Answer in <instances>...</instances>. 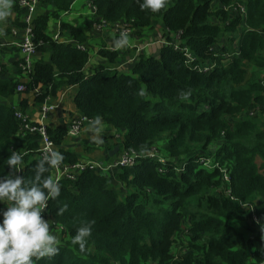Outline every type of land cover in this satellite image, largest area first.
Masks as SVG:
<instances>
[{"label": "trees", "instance_id": "obj_1", "mask_svg": "<svg viewBox=\"0 0 264 264\" xmlns=\"http://www.w3.org/2000/svg\"><path fill=\"white\" fill-rule=\"evenodd\" d=\"M92 1L96 7L89 13L92 24L100 19L124 20L132 29L130 36L151 28L153 18H160L164 27L182 30L186 44L202 59L226 31L227 46L220 48L234 50L238 38L240 55L225 63L216 57L219 67L203 74L190 68L180 51L164 45L156 56L138 54L129 73L98 65L85 74L89 58L85 31L61 23L74 38L66 44L46 34L47 21L68 11L75 0H41V8L51 11L37 18L35 41L41 43L36 51L47 49L51 59L49 63L33 59L35 71L27 89L40 85L36 97L40 101L56 94L61 85L76 86L78 110L86 119L99 115L120 131L118 147L133 152L136 161L121 166L117 174L123 192L89 168L75 180L58 179L61 193L49 201L46 216L61 228L60 250L36 264H264V175L259 172L264 163H256L257 157L264 160V130L258 114H245L264 106V88L258 80L264 69V0H242L247 15L235 16L227 24L230 13L212 11L214 0H168L157 13L142 11L137 0ZM219 1L228 6L233 0ZM215 18L223 24L214 23ZM242 23L254 30L238 32ZM99 53L113 65L122 59L117 51L99 49ZM245 63L257 70L247 78ZM18 77L22 78L21 71L12 81H0L1 96L16 92ZM47 129L60 146L67 127ZM17 130L13 108L0 105V176L9 174L7 158L11 145L17 144L16 151L29 150L19 175L30 181L41 160L34 156L37 137L21 138ZM152 147L165 157L163 164L147 154ZM60 151L62 163L77 161L73 152ZM201 158L209 163L203 164ZM181 164L184 168L176 171ZM226 169L232 199L221 187ZM51 173L52 169L44 175ZM203 195L209 205L203 203ZM86 223H91L92 233L81 251L72 239ZM235 223L247 235L238 232Z\"/></svg>", "mask_w": 264, "mask_h": 264}, {"label": "crops", "instance_id": "obj_2", "mask_svg": "<svg viewBox=\"0 0 264 264\" xmlns=\"http://www.w3.org/2000/svg\"><path fill=\"white\" fill-rule=\"evenodd\" d=\"M89 4L94 5V3L92 0H87V4L85 8L88 11H89V6H88ZM219 5H221L220 1L214 0L211 5L212 11L216 12V9L219 10L220 8ZM75 6L76 5L72 4L71 8L66 12L60 13V16L58 18H51L47 21L46 34L51 39L57 41L58 43H64V44L70 43L69 40L70 38L73 37L70 36L67 29L62 28L61 23H66L75 26L78 29H81L82 31H85L79 26V24L81 25V23H80V19H78L77 16L80 14V12H77L78 8H75ZM221 9L223 11L230 13V10H224L223 8ZM50 11H51L50 8L47 7H44V9L41 8L39 3L38 10L35 13V17L33 18L31 23L34 30L36 28L37 18L43 14L49 13ZM24 14H25V10L19 7L17 2L14 0V7L11 16L7 19L6 22L0 24V37H1L0 51L2 50V52L0 53V81H12L14 80L13 78H15V75H17L20 71L17 61H18V57L21 54L18 51L17 44L23 39L24 31L27 26V23L24 19ZM246 15H247V10H246ZM50 20H52V23H50ZM232 20L229 21L227 20L226 24L231 22ZM158 25L160 27L164 25L162 23V20L160 18H153L151 28L142 29L141 31L144 32L146 30H153L154 27ZM239 26H238V28H240L239 32L242 33V31L245 28L242 27L241 25ZM141 31L139 33H141ZM117 32L118 31L114 28H111L105 32H99L93 27V24L91 25L90 33L85 32L88 35L87 43L89 46V53H88L89 58H88V62L84 67L85 74L90 73L94 69V67L98 65H105L107 67L114 68L113 63H108L106 57L102 56L99 53V49H105L107 51H117L118 57H122V59L119 61L120 63L122 62L123 58L127 59L130 56L129 54L130 49H128V47L118 49L114 46V40L119 37ZM136 35L132 34L130 36L131 44H135L140 38L137 37ZM230 35H232V33L229 34L228 36ZM235 40H238V38H236ZM40 43L37 42V47L40 45ZM36 50L35 53L33 54L32 59H35L36 62L37 61H43L45 63L50 62L51 59L50 51H48L47 49L44 51H36ZM119 68L122 72L125 71L129 73L130 71L129 64H124L122 66L120 65ZM34 71H32L26 77L20 79L18 77L15 80L19 82H23L22 80H24L26 86L27 83L32 81ZM39 88L40 85H38L37 87L34 86L30 89L24 90L23 92L16 91L9 96L0 95V105L5 106L7 108H13V112L16 108H19L22 111H24L26 114H28L29 118L32 119L33 122L37 124H44L52 129L56 127H67L68 130V126L70 125L73 119L75 118L83 119V124L80 133L74 137L66 134L65 138L61 142V145L57 146V151L61 153L60 149H63L65 151L73 152L74 154H76L77 161L80 162L95 161L99 163L102 167L101 173L110 179L112 189H114L117 192L125 191V187L117 175L121 168L118 162L124 153L117 145V143L121 141L122 133L120 131L114 130L113 128L109 127L104 123V131L102 133L103 142L96 143L93 140V133L89 131V124L90 121L93 119H86L85 116L78 110L75 104V95L77 91L76 86L61 85L57 89L56 94L54 95L48 94L42 100L37 101L36 97L38 96ZM23 103L25 104L23 105ZM43 103L52 104L55 106V108L52 111H50L45 118L41 117V112H40V107ZM16 147H18L17 144L11 145L12 150H14ZM32 158H34V156H30L29 159ZM15 174L19 175V172ZM51 175L54 178L56 176L54 172H52ZM45 214H46V210H45ZM46 219L49 220L52 233L56 235V237L61 239L62 236L61 228L52 225L54 220L51 217L46 216ZM234 228L238 232L247 235V232L240 225L235 223Z\"/></svg>", "mask_w": 264, "mask_h": 264}, {"label": "clouds", "instance_id": "obj_3", "mask_svg": "<svg viewBox=\"0 0 264 264\" xmlns=\"http://www.w3.org/2000/svg\"><path fill=\"white\" fill-rule=\"evenodd\" d=\"M140 9L157 13L164 9L168 0H137ZM14 0H0V24L11 16ZM131 45L130 36L122 31L114 40V46L122 49ZM182 95H186L183 94ZM89 131L93 140L102 143L104 122L101 116L90 121ZM24 155L11 151L7 158L9 174L0 176V264H36V261L58 254L60 242L51 231L49 220L44 218L49 201L60 196L61 185L51 175L45 176L51 168H57L64 159L63 155L52 150L36 163L34 178L26 181L16 175L23 169ZM64 209H60V213ZM92 233L91 223L77 228L72 243L81 251L86 249Z\"/></svg>", "mask_w": 264, "mask_h": 264}, {"label": "built area", "instance_id": "obj_4", "mask_svg": "<svg viewBox=\"0 0 264 264\" xmlns=\"http://www.w3.org/2000/svg\"><path fill=\"white\" fill-rule=\"evenodd\" d=\"M19 7L23 8L25 10L24 19L27 23V26L24 31L23 39L17 44L18 51L20 52V56L18 57V66L21 71L22 78L28 76L32 71V65H33V54L35 53L37 43L35 41V34H34V28L31 25L33 18L35 17V13L38 10V6L41 0H15ZM90 6L89 10L90 13L93 14L95 12V6L92 4H89ZM219 9L223 8L224 10H230V18L229 20H232L235 16H241L245 18L246 16V6L244 5L242 0H233L232 3L228 6H222L219 5ZM128 22L126 21H118L114 23H110L109 21L100 19L99 21L93 22V27L97 31H103L105 29L114 28L118 31V34H120L122 31H126L128 34L131 33L132 29L128 26ZM214 23H220V25L223 24L222 21H220L218 18L214 19ZM242 27L245 28V30H254V28L246 25L245 23L241 24ZM240 27V26H239ZM166 35L170 37H174V39L171 42H165L162 44L164 45H170L174 49L180 51L184 57L185 62L187 65L197 70L200 73L203 74H209L212 71H214L217 67H219V63L217 62L216 57L220 59L221 62H227L234 55L239 56L240 52L237 49V41H234L235 49L232 51H225L222 50L220 47L222 45L226 44L225 31L220 33V37L218 42L213 44L209 47V53L211 57H207L205 59L200 58L195 52H193L189 46L186 44L185 40H181L182 38V30L177 31H170L167 27H165ZM225 33V36H224ZM176 41H179L177 44ZM77 48L80 50H88V47L84 44H77ZM138 54H134L133 56H129L125 62H121L120 65L129 64L131 63L135 57ZM264 55V52H263ZM264 79V77H263ZM23 82H18L16 85V91L17 92H23L26 88L24 80ZM261 84L264 88V80L259 79ZM264 94V90H263ZM55 108L52 104L43 103L40 107L41 117L45 118L47 114H49L50 111H52ZM249 117L255 116L258 114L259 117V125L264 130V106H259L256 109H252L245 113ZM14 117L18 121V130L17 133L19 134V137L25 138L27 135H34L37 137L38 141V147H36V150L34 152V156L42 159L43 156L47 153H50L52 150L57 151V146L54 144L53 140L49 137L47 126L44 124H37L33 122L32 119L29 118L28 114H26L24 111H22L19 108H16L14 110ZM83 119L75 118L71 121L70 125L68 126L67 134L69 136H77L82 128ZM16 151V149H14ZM29 150L23 151V153H28ZM152 159L158 160L160 163L165 162V157L158 152V150L154 147H152L149 152L147 153ZM136 161V155L133 152L127 153L124 152L121 156L118 164L120 166L123 165H132ZM200 162L203 164L209 163L208 161L204 160L203 158L200 159ZM212 166V165H211ZM94 169L97 173H101L102 167L99 163L95 161H87V162H80L75 161L73 163H62L57 168H51L52 172L55 173V179H60L61 177H66L72 180H75L77 176L82 172L84 169ZM184 168V164H181L177 167H175L176 171H179V169ZM159 171H163L162 168H159ZM223 179L226 183L229 184L230 182V176L229 172L227 170H223ZM44 218L46 219V214L44 213ZM254 220L256 221V217L253 216ZM264 263V262H262Z\"/></svg>", "mask_w": 264, "mask_h": 264}, {"label": "rangeland", "instance_id": "obj_5", "mask_svg": "<svg viewBox=\"0 0 264 264\" xmlns=\"http://www.w3.org/2000/svg\"><path fill=\"white\" fill-rule=\"evenodd\" d=\"M245 5V2H243ZM87 4V0H76L73 5H76L75 8H78L77 12H80V14L77 16L78 19H80V23L79 24L80 28L84 29L85 32L90 33L91 30V21L93 20L92 15L89 14L90 10L88 11L85 7ZM90 8V6H89ZM88 14V15H86ZM50 23H52V20H50ZM168 28V27H167ZM169 29V28H168ZM240 28H238V32ZM166 28L163 26H156L154 27L153 30H146V31H141V33L139 32H134V35H136L137 37H140L138 39V41L135 44H131L130 46H128V49H130V56H133L134 54H143V55H152V56H156L159 51H160V47H162L161 45L165 42H171L174 37H170L168 35H166ZM170 31H172L171 29H169ZM233 35V33H232ZM232 35L228 36L231 37ZM131 36V35H130ZM1 38V37H0ZM182 42L183 40H185L183 37L181 38ZM176 43L178 44L179 41H176ZM227 46V42L225 44ZM234 48L235 45L233 44ZM238 46V44H237ZM132 48V49H131ZM15 49V48H14ZM127 49V50H128ZM2 52V50L0 51V53ZM263 55V53H262ZM125 58H123V61L125 62ZM132 63H129V65L131 66ZM114 68L117 70H120L119 66H120V62L119 63H114ZM245 66L247 67V74L245 76V78L249 77L251 74H253L254 72H256V68L254 66H250L247 63H245ZM264 69L263 71H261V73L259 72V79L264 80ZM264 83V81H263ZM27 90V87L26 89ZM256 163L260 166L262 163H264V160L259 159L258 157L256 158ZM229 166V163H228ZM227 170V169H226ZM259 172L262 173L264 175V166L262 168H259ZM223 188H225V195L226 196H230L231 195V189L229 187L228 183L222 184ZM209 193H211V191H209ZM208 196H200V198L202 199L203 203L205 205H209ZM232 199V196H230ZM199 201H196L195 204L198 205ZM7 206L5 204H0V209H4ZM51 227V226H50ZM58 240H60L57 237ZM60 242V241H59ZM151 264H155L153 262H151Z\"/></svg>", "mask_w": 264, "mask_h": 264}]
</instances>
